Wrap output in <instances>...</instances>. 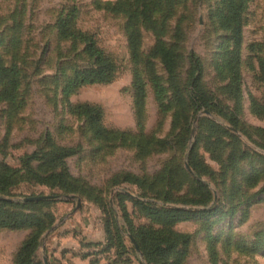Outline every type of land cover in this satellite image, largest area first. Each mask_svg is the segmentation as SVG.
Here are the masks:
<instances>
[{
	"label": "rangeland",
	"instance_id": "rangeland-1",
	"mask_svg": "<svg viewBox=\"0 0 264 264\" xmlns=\"http://www.w3.org/2000/svg\"><path fill=\"white\" fill-rule=\"evenodd\" d=\"M117 1L0 0V61L13 80L0 84V96L14 93L0 99V164L15 170L17 179L10 194L0 193V202L23 205L29 197H52L53 203L41 209L54 222L40 232V264H146L137 230L159 227L143 219L133 200L210 212L174 227L188 236L182 264H212V245L217 264H264V116L252 108L253 101L264 105V0H245L239 109L227 89L231 74L222 67L234 42L221 25V0H168L172 16L160 40L180 55L176 75L186 108L176 104L169 75L152 55L156 36L144 25L138 57L132 56L127 18L111 10ZM161 2L159 25L168 9ZM71 11L76 31L92 37L117 72L109 84L82 86L66 97L75 71L93 65L83 42L58 34L59 19ZM192 54L215 107L195 111L187 105ZM81 104L99 107L101 125L119 138L94 135L87 118L71 113ZM211 125L227 133L211 135ZM49 143L76 150L65 167L78 194L33 180L25 171L24 158L48 151ZM237 148L250 157L226 173L223 163ZM193 149L205 168L201 178L189 175H194ZM42 163L33 161L32 170L43 172ZM128 175L142 183L125 182ZM198 181L210 196L207 206L189 202ZM35 231L0 229V264H15Z\"/></svg>",
	"mask_w": 264,
	"mask_h": 264
},
{
	"label": "trees",
	"instance_id": "trees-1",
	"mask_svg": "<svg viewBox=\"0 0 264 264\" xmlns=\"http://www.w3.org/2000/svg\"><path fill=\"white\" fill-rule=\"evenodd\" d=\"M168 3V9L159 25L157 19L161 9V0H118L111 8L115 14L125 15L127 18V30L129 37V49L134 58L138 57L142 43V34L139 26L144 25L150 29L156 36V44L152 51L154 57L160 58L168 75L169 84L173 90L176 104L180 108H186V99L182 94V89L176 75L180 65V55L171 48L166 47L160 40L166 22L171 18V3ZM222 9L220 11L221 25L225 30L230 32V40H233L234 47L231 51L224 54L223 69L230 74V84L227 86L229 93L236 103V109H239L241 95V78H240V51L242 44V14L245 8V0H221ZM73 11L61 17L57 23V31L63 39H75L83 42L85 53L93 60L91 67L75 71L73 77L68 81L64 94L69 97L76 92L80 87L94 84H109L115 79L117 72L116 64L108 58L104 52L96 47L92 37L76 31L74 27ZM190 97L187 100V105L192 106L195 111H200L204 107H215L216 103H210L208 95L201 84L202 66L197 57L192 54L190 57ZM12 80L11 71L6 69L0 61V84L5 81ZM140 90H142L140 88ZM13 90L7 91L0 96V99H12ZM141 94V93H140ZM252 108L254 113L259 116H264V105H260L253 101ZM71 113L87 118L94 135L102 139H118V134L109 133L101 125V109L99 107L81 104L71 108ZM236 122L235 119H231ZM211 135L217 132L226 134V131L218 128L216 125H211ZM124 135H122L123 137ZM219 140V139H217ZM213 145V143H210ZM50 145V146H49ZM48 151L33 153L24 158L25 171L32 175L33 180H41L42 183H47L52 186H59L68 194H78L76 185L69 178L65 167V160L76 153L74 148L58 147L49 143ZM208 150L209 148V143ZM231 151L225 163H223L224 171H235L239 169L241 161L246 160L250 155L246 152ZM195 149L192 150L190 156V166L194 172L191 176L201 178L205 169L198 162L195 156ZM33 161L44 162L41 168L43 172L32 170L31 163ZM16 171L8 166L0 164V193L8 195L10 189L17 183L14 178ZM185 175H181L184 177ZM73 181V180H72ZM125 182L140 185L142 182L137 177L130 175L125 177ZM198 186H193L190 204L195 206H207L210 202V196L206 193V188L197 182ZM198 198V199H194ZM127 199V198H126ZM135 205L140 206L145 213L143 219L150 221L151 225H156V229L152 226H142L137 230L136 238L138 239L143 258L146 264H182L187 258V243L188 236L174 231V227L184 221L190 220L192 217L199 214L209 215L210 212H188L184 210L165 209L156 204L144 201H135ZM188 202V203H189ZM53 200H42L39 202H27L23 205H18L10 202H0V229L36 230L20 247L15 264H40L36 258V252L40 245V232L48 229L54 222V216L51 213H41L42 207L49 206ZM210 258L212 264H217V256L214 246L210 247ZM91 264H99L95 260Z\"/></svg>",
	"mask_w": 264,
	"mask_h": 264
},
{
	"label": "water",
	"instance_id": "water-1",
	"mask_svg": "<svg viewBox=\"0 0 264 264\" xmlns=\"http://www.w3.org/2000/svg\"><path fill=\"white\" fill-rule=\"evenodd\" d=\"M207 113V112H206ZM189 168V166H187ZM52 197L51 196H38V197H29L27 199L24 200V202H39V201H42V200H48V199H51ZM80 202V201H79ZM81 205V203H79V206ZM137 250H138V247L136 246Z\"/></svg>",
	"mask_w": 264,
	"mask_h": 264
}]
</instances>
